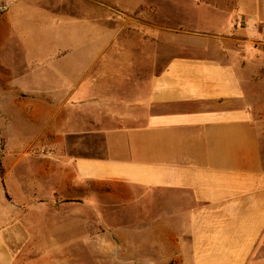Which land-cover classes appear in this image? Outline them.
I'll list each match as a JSON object with an SVG mask.
<instances>
[{"label":"crops","instance_id":"obj_1","mask_svg":"<svg viewBox=\"0 0 264 264\" xmlns=\"http://www.w3.org/2000/svg\"><path fill=\"white\" fill-rule=\"evenodd\" d=\"M5 3L0 149H11L10 139L17 153L35 148L36 126L51 140L59 124L78 181L144 195V223L124 222L113 233L127 251L136 250L133 232L144 233V264H264V0H234L233 34L227 26L204 40L146 24L159 33L147 56L141 8L126 20L141 27L135 43L143 51L129 52L114 46L123 14L112 6ZM181 43L203 55H181ZM10 118L20 122L12 133ZM3 216L0 264H14L20 238L4 229Z\"/></svg>","mask_w":264,"mask_h":264},{"label":"rangeland","instance_id":"obj_2","mask_svg":"<svg viewBox=\"0 0 264 264\" xmlns=\"http://www.w3.org/2000/svg\"><path fill=\"white\" fill-rule=\"evenodd\" d=\"M7 1L9 0H0V4ZM40 1L77 11L75 9H79L85 0ZM95 1L101 6V10L112 6L122 12L123 19L119 15L117 18L118 38L114 46L124 47L129 52L143 51L135 43L137 36L140 35L141 27L133 21L126 20V16L130 17L133 12H136L135 9L141 8L138 12L144 13L145 56L158 50V47L150 42L159 38V33L151 31L153 28H150L156 23L165 29L179 31L182 41L195 35L204 40L206 34H219L227 26L228 34H233L232 30L237 27L235 26V21L238 20L237 15L234 14L235 16L232 17L234 0H176L178 5L175 4L179 9L171 0ZM151 8L155 9V12L151 11ZM224 8L227 10L224 11ZM158 13L169 20H159ZM211 20L213 24L209 25ZM211 42L221 43L217 39ZM221 46L226 48L227 44L222 43ZM191 51L196 55H203V52L198 49H191ZM191 51L181 43V55H189ZM210 51L215 57H222L218 54L219 48L213 46ZM145 66L146 64L144 69H146ZM19 123V118H10L5 125L11 132L19 126ZM59 126L56 124L58 129L54 130L51 140H45L44 133L40 131L41 128L36 126L35 148L17 153L10 139L8 145L11 149L7 151L0 149V180L2 181L0 195L4 197L6 204L0 207V216L2 218L4 213V229L12 227L14 237L19 235L20 238V255L15 256L14 264H99V261H105V264H144V233L142 234L139 230L134 231L136 227L127 228L134 231L131 244H137L133 245L136 250L128 251L118 246L121 241L113 234L119 226L125 225L124 222L144 223V217L139 214L140 210H143L141 214H144V195L141 196L136 191L126 193L124 189L118 192L112 187L78 181L72 166V157L76 156L75 150L70 151L65 147ZM68 141L71 145L76 142L75 139ZM0 142L2 147L4 141L0 139ZM18 180H23L25 183L20 185ZM29 182L33 185H29ZM117 195L133 198V200L129 203H118L111 197ZM12 210H14V217ZM15 210L21 212L19 217ZM29 210H36L35 219H29ZM32 221L33 226H36L34 233L29 229ZM10 236L12 238V235ZM12 246L15 251L18 250L15 241ZM99 247L103 249L99 250ZM146 255L152 257L150 253Z\"/></svg>","mask_w":264,"mask_h":264},{"label":"built area","instance_id":"obj_3","mask_svg":"<svg viewBox=\"0 0 264 264\" xmlns=\"http://www.w3.org/2000/svg\"><path fill=\"white\" fill-rule=\"evenodd\" d=\"M8 9H9V5L7 3L0 4V16L7 13Z\"/></svg>","mask_w":264,"mask_h":264}]
</instances>
